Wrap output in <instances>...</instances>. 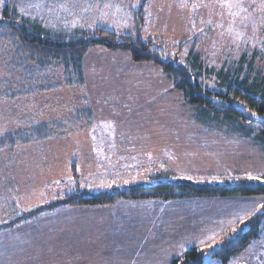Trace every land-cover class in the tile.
I'll return each instance as SVG.
<instances>
[{
    "label": "rangeland",
    "instance_id": "1",
    "mask_svg": "<svg viewBox=\"0 0 264 264\" xmlns=\"http://www.w3.org/2000/svg\"><path fill=\"white\" fill-rule=\"evenodd\" d=\"M37 3L42 6L33 7ZM61 3L75 5L76 14L60 10ZM184 3L187 7H181ZM201 3L208 7L192 8ZM244 3L255 20L246 27L238 20L232 25L227 11L214 0H148L143 36L163 41L168 53L173 57L178 54L181 60L193 50L208 67L220 69L234 68L246 56L247 69L253 62L264 72V11L260 10L264 0ZM105 4L111 7L105 8ZM7 5L21 18L67 33L96 24L131 33L132 10L140 7L136 0H4L0 15ZM88 5L95 7L82 13ZM21 8L28 15L21 14ZM101 12L108 15L101 19ZM210 18L211 25L207 23ZM230 25L232 33L228 32ZM237 31L243 33L242 39L236 38ZM84 67L85 85L68 86L63 64L32 59L0 40V132L4 135L54 121L67 127L64 135L0 150V222L75 188L99 191L123 187L157 174L163 179L225 182L236 181L228 179L229 175L244 179L247 172L264 173V147L228 126L200 121L196 107L186 103L155 64L135 63L129 53L98 47L87 54ZM208 85L213 87L214 82L208 80ZM86 107L94 112L93 125L86 119L77 120V111ZM92 134L128 135L137 140L133 144L139 149L130 160L119 162L127 167L120 169L108 155L97 153L94 157L78 149L79 140ZM74 160L78 161L77 184L68 179ZM102 181L111 186L100 187ZM228 198L122 201L115 206L47 212L0 231V264H169L176 255L170 250H182L180 245L200 244L201 240L210 243L207 237L218 234L211 246L216 247L238 232L239 222L229 221L237 216L245 220L249 217L245 213L254 209L256 213L264 204V195ZM210 213L211 218L205 220L194 217ZM171 215L180 217L174 220ZM143 234L163 235L166 248ZM252 244L230 264L246 257L250 264H264V223L260 238ZM217 261L207 255L204 263L222 264Z\"/></svg>",
    "mask_w": 264,
    "mask_h": 264
},
{
    "label": "trees",
    "instance_id": "2",
    "mask_svg": "<svg viewBox=\"0 0 264 264\" xmlns=\"http://www.w3.org/2000/svg\"><path fill=\"white\" fill-rule=\"evenodd\" d=\"M147 3L148 0H143L138 9L132 10L134 27L131 33H122L103 24L78 28L69 33L54 32L37 21L21 18L14 7L7 5L0 15V40L18 52L23 51L32 59L63 64L67 70L68 86L85 85L84 61L92 48L103 47L112 53H129L135 63L158 66L171 80L173 87L183 94L186 103L196 107L200 121L228 126L264 147V72L258 71L253 62L247 65V69L246 56L236 67L220 69L208 67L200 54L193 50L184 60L178 54L173 57L163 41L143 36ZM183 44L185 42L176 50H181ZM208 80L214 82L213 87L208 85ZM84 119L93 125L94 112L91 107L77 111V120ZM66 129L62 121H54L43 122L31 129L9 132L0 136V150H13L18 145L38 143L64 135ZM71 170V177L77 184V160L72 161ZM255 195H264V183L247 179L196 182L186 178L163 179L157 174L146 181L123 187L113 186L99 191L88 187L75 188L52 200L22 210L10 220L1 221L0 231L65 207L115 206L122 201L150 199L167 201ZM263 223L264 209H260L243 223H238V232L225 238L220 245L192 246L182 255L174 257L169 264H204L207 255L226 264L260 237Z\"/></svg>",
    "mask_w": 264,
    "mask_h": 264
},
{
    "label": "snow or ice",
    "instance_id": "3",
    "mask_svg": "<svg viewBox=\"0 0 264 264\" xmlns=\"http://www.w3.org/2000/svg\"><path fill=\"white\" fill-rule=\"evenodd\" d=\"M214 2L216 4V6H218L220 9L227 11L228 16L231 18V24L232 25H235L237 23V20H238L239 24H241V25H243L245 27L247 26V23L250 20H251V22L253 24H255V20L252 19L251 13L249 12L248 7L245 6L244 0H214ZM3 4H4V0H0V5H3ZM41 6L42 5L39 4V3L33 5V7H36V8H40ZM136 6H140L139 0H136ZM58 7H59L60 10H63L64 12H67L70 15H75L76 14L74 12V10H73L75 8V5H72L70 7L67 3H61V4H59ZM92 7H95V6L94 5H88L87 7L82 8L81 12L82 13L87 12L89 10V8H92ZM104 7L108 8V7H111V5L105 4ZM181 7H187V4L184 3V4L181 5ZM198 7H208V5L203 4V3H201L199 5L198 4H193L192 5L193 9H196ZM53 10H55V9L54 8H49V11H53ZM117 10L118 11L120 10L119 6H117ZM260 10L264 11V3H262L260 5ZM20 12L23 15H28V13H26L23 8L20 9ZM223 14H224L223 11L221 13H219V15H221V17L223 16ZM107 15H108V13L101 12V19H103ZM17 22L19 23V21H17ZM201 23H204V21L202 20ZM207 23L209 25L212 24L211 18L207 21ZM261 23H264V18H261ZM75 24H76V21H73L72 26L74 27ZM65 26H67V24ZM218 26L223 28V24H219ZM52 27H55V25H52ZM89 27H91V25H89ZM192 27L193 28L196 27L195 22H192ZM199 31L203 32L204 30H203V28H201ZM228 32L229 33L233 32V27L231 25L228 28ZM221 35H223V33H221ZM235 35H236L237 39H242V37H243V33L239 32V31H237ZM164 55H167V53H164ZM253 115H255V113H253ZM108 127H111V125H108ZM0 135H3V132H0ZM93 139H95V137H93ZM68 179H69L70 183H75V181L73 180V178L71 176H69ZM187 179H192V177H187ZM212 179H218V177H213ZM228 179L239 180V179H241V177L240 176L233 177V176L229 175ZM244 179L255 180V181H259V182L264 183V173H261L259 175H254L251 172H247V173L244 174ZM56 183L58 184L59 181H57ZM126 183H127V181H126ZM99 186L100 187H110L111 184H106V183H104L102 181ZM259 208L260 209H264V204L259 205ZM255 211L256 210L254 209L251 212L245 213V215L246 216L254 215ZM237 221L239 223H243L244 222V218L240 217V216H237L236 220L229 221V223L230 224H234ZM230 230L231 231H235V228H232ZM217 236H218V234L210 235V236L207 237V241H209L210 243H206V241L201 240L200 244L203 245L204 247H211V246L216 244ZM180 247L183 249L184 245L182 244V245H180ZM201 251H203V248L201 249Z\"/></svg>",
    "mask_w": 264,
    "mask_h": 264
},
{
    "label": "crops",
    "instance_id": "4",
    "mask_svg": "<svg viewBox=\"0 0 264 264\" xmlns=\"http://www.w3.org/2000/svg\"><path fill=\"white\" fill-rule=\"evenodd\" d=\"M93 137H95V139H93ZM133 138L134 137H130V136L124 135V134H114V135H109V136L108 135H104V134H102V135L92 134V135H87V136L83 137V139H80L79 140V142L81 143V145L78 146V149L81 150V151L82 150H85L88 154H92L91 156H94V157L97 156L96 155L97 153L98 154H101V155H105V156L108 155L109 156V159H115L114 161H115V164H116V166L118 168H120V169H126L127 167H122V165H119V162L120 161L121 162H124L125 160L128 159V157H129V160H130V155L133 156L134 154L137 153L136 151L139 148H137L133 144V143L137 142V140H135ZM193 199H195V198H193ZM193 199L192 198H188V199H183V200L190 201V200H193ZM228 199H230V198H228ZM216 200H223V199H216ZM167 202H172V201H167ZM66 208H68V207H66ZM79 208H81V207H79ZM211 215H213V214L210 213V215H207V214H204V215L203 214L202 215H194V217L195 218H198V219L199 218H202L203 220H205L208 216H210V218H211ZM43 216H45V215H43ZM43 216L41 215V217H43ZM179 217L180 216H178V215H171V218L174 219V220H177ZM182 217L183 218H187V217H189V215H183ZM144 237L145 238L146 237L153 238L152 240L154 241L155 244L160 243L161 246H163L164 248H166L165 247V243H167V241H164V239H162V241H161V237H163V235H155V236L152 237L150 235L147 236V234H145V235L143 234V238ZM158 238L160 239V242H157L156 239H158ZM255 240H257V239H255ZM254 241H252L251 244H249V246L247 248H245L242 252H244L251 245H253L252 243ZM197 245H201V244H194V243L191 244V243H187V244H184V248L182 250H178V251H176V249H175V251L174 250H170V251H172V255H174V254H176V255L173 256V257H171L169 259V261L172 260L176 256L182 255L190 247L197 246ZM242 252L239 253V254H237L236 256L238 257V256L242 255L243 254ZM236 256H234L233 258H235ZM233 258L228 263H226V264H230V262L233 260ZM246 258L245 259L238 260L237 261L238 264H250L249 260L246 259ZM215 259H217V258H215ZM219 261H217V262H219ZM210 262H213V261H210ZM222 264H224V263H222ZM251 264H259V263L258 262H252Z\"/></svg>",
    "mask_w": 264,
    "mask_h": 264
}]
</instances>
